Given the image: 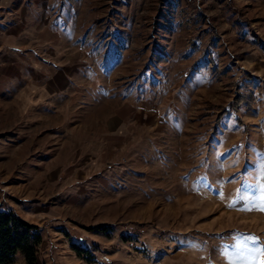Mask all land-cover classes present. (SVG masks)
Here are the masks:
<instances>
[{
    "label": "rangeland",
    "instance_id": "1",
    "mask_svg": "<svg viewBox=\"0 0 264 264\" xmlns=\"http://www.w3.org/2000/svg\"><path fill=\"white\" fill-rule=\"evenodd\" d=\"M50 3L150 112L113 159L82 153L98 169L0 167V208L41 230L35 264H264V0Z\"/></svg>",
    "mask_w": 264,
    "mask_h": 264
},
{
    "label": "crops",
    "instance_id": "2",
    "mask_svg": "<svg viewBox=\"0 0 264 264\" xmlns=\"http://www.w3.org/2000/svg\"><path fill=\"white\" fill-rule=\"evenodd\" d=\"M52 13L50 0H0L1 168L24 155L25 166L53 174L98 169L82 153L113 159L145 133L150 109L133 101L132 84L123 89L130 97L112 94H123L111 83L112 68ZM263 71L264 64L257 72Z\"/></svg>",
    "mask_w": 264,
    "mask_h": 264
},
{
    "label": "trees",
    "instance_id": "3",
    "mask_svg": "<svg viewBox=\"0 0 264 264\" xmlns=\"http://www.w3.org/2000/svg\"><path fill=\"white\" fill-rule=\"evenodd\" d=\"M247 76V81L254 85V77L249 74ZM245 88L246 90L243 93L236 94L230 108H236L242 102L250 104L253 99L252 89L247 86ZM238 122L241 124V120H238ZM246 127L245 125L244 129ZM88 229L106 233L110 229V225L99 223L89 226ZM122 237L125 240L130 239L129 235H122ZM41 241L42 233L38 225L28 223L11 210L0 208V264H14L17 256L22 257L26 264H35L38 246ZM70 246L78 257L88 261L93 260L89 248L72 240Z\"/></svg>",
    "mask_w": 264,
    "mask_h": 264
}]
</instances>
